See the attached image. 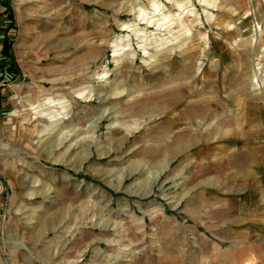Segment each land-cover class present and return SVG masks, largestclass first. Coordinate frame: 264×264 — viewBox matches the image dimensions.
<instances>
[{"label":"rangeland","instance_id":"1","mask_svg":"<svg viewBox=\"0 0 264 264\" xmlns=\"http://www.w3.org/2000/svg\"><path fill=\"white\" fill-rule=\"evenodd\" d=\"M4 1L0 264H225L193 176L264 115V0Z\"/></svg>","mask_w":264,"mask_h":264},{"label":"crops","instance_id":"2","mask_svg":"<svg viewBox=\"0 0 264 264\" xmlns=\"http://www.w3.org/2000/svg\"><path fill=\"white\" fill-rule=\"evenodd\" d=\"M256 119L254 127L198 144L207 148V163L193 176L192 197L200 195L193 217L213 212L205 231L217 238L225 264H264V115Z\"/></svg>","mask_w":264,"mask_h":264},{"label":"trees","instance_id":"3","mask_svg":"<svg viewBox=\"0 0 264 264\" xmlns=\"http://www.w3.org/2000/svg\"><path fill=\"white\" fill-rule=\"evenodd\" d=\"M0 5H2L3 7H6L5 14H6L7 20L10 23L8 24V27H11L14 18H13V14L11 12L10 6L7 3V1H4V0H0ZM6 30H8L7 27L4 28L3 30L2 28L0 29V31H3L2 39H1V47H0V60H3V61L0 62V67H3V68L5 67L6 70L9 71L10 73L14 75H18L20 70L12 54L11 41L6 34Z\"/></svg>","mask_w":264,"mask_h":264},{"label":"bare ground","instance_id":"4","mask_svg":"<svg viewBox=\"0 0 264 264\" xmlns=\"http://www.w3.org/2000/svg\"><path fill=\"white\" fill-rule=\"evenodd\" d=\"M173 5V4H172ZM153 22V21H152ZM147 23V22H146ZM158 26H160V25H158ZM125 27V26H124ZM124 27H123V29H124ZM150 27V26H149ZM159 30H163L162 29V27H161V29L159 28ZM93 49H94V47H93ZM82 96V92L80 93V94H78V97L80 98ZM61 215V214H60ZM57 218H59V214L58 215H56V218H54V220L55 219H57Z\"/></svg>","mask_w":264,"mask_h":264}]
</instances>
